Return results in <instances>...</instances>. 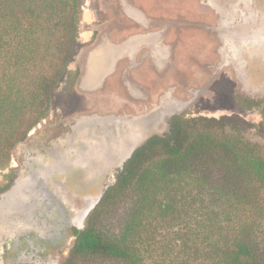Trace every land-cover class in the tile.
Here are the masks:
<instances>
[{
  "label": "rangeland",
  "instance_id": "obj_1",
  "mask_svg": "<svg viewBox=\"0 0 264 264\" xmlns=\"http://www.w3.org/2000/svg\"><path fill=\"white\" fill-rule=\"evenodd\" d=\"M78 42L49 116L0 169V264H63L73 229L173 115L245 121L264 144L262 108L239 104L264 101V0H86ZM186 232L159 229L145 264H168Z\"/></svg>",
  "mask_w": 264,
  "mask_h": 264
},
{
  "label": "trees",
  "instance_id": "obj_2",
  "mask_svg": "<svg viewBox=\"0 0 264 264\" xmlns=\"http://www.w3.org/2000/svg\"><path fill=\"white\" fill-rule=\"evenodd\" d=\"M85 1L0 0V169L49 116L78 50ZM239 104L264 117L263 100ZM251 127L173 115L73 229L63 264H145L159 229L181 223V244L164 248L168 264H264V144L249 139Z\"/></svg>",
  "mask_w": 264,
  "mask_h": 264
},
{
  "label": "flooded vegetation",
  "instance_id": "obj_3",
  "mask_svg": "<svg viewBox=\"0 0 264 264\" xmlns=\"http://www.w3.org/2000/svg\"><path fill=\"white\" fill-rule=\"evenodd\" d=\"M73 123H75V120H74V118L72 119V120H70V124H64V126H65V128L66 129H68V130H70V128H71V125L73 124ZM48 148V147H47ZM34 162H28V166L26 167V169H28V168H30V166L33 164ZM86 215V214H85ZM86 217V216H85ZM17 254V253H16ZM24 257H25V260H26V258H27V256L26 255H24ZM23 256H21V255H19V256H17V260L15 261L16 262V264H28V261L26 260V262L23 260ZM15 262H13L14 264H15ZM36 264H38L36 261H34ZM34 263V264H35Z\"/></svg>",
  "mask_w": 264,
  "mask_h": 264
}]
</instances>
